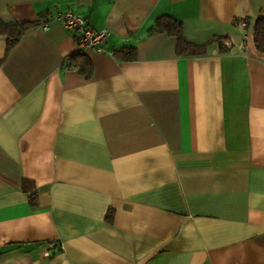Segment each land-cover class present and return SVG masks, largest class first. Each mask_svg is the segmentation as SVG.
Masks as SVG:
<instances>
[{
	"label": "crops",
	"instance_id": "0c3cea01",
	"mask_svg": "<svg viewBox=\"0 0 264 264\" xmlns=\"http://www.w3.org/2000/svg\"><path fill=\"white\" fill-rule=\"evenodd\" d=\"M67 10L106 31L97 50ZM162 16L204 52L151 32ZM257 19L264 0H0L33 23L0 34V264H264Z\"/></svg>",
	"mask_w": 264,
	"mask_h": 264
},
{
	"label": "trees",
	"instance_id": "16d2710c",
	"mask_svg": "<svg viewBox=\"0 0 264 264\" xmlns=\"http://www.w3.org/2000/svg\"><path fill=\"white\" fill-rule=\"evenodd\" d=\"M33 26V23H19V22H4L0 20V34L8 37L7 48L13 46L18 38L25 30ZM151 32H167L177 38L176 51L178 54H194L204 52L205 45H195L184 40L182 35L181 23L173 18L162 16L156 20V23ZM224 37H215L214 40L218 42L221 50H226V46L222 44ZM253 40L257 49L264 50V20L257 19L253 31ZM135 46H123L119 50L113 52L115 58L119 61H131L136 59ZM82 60L77 65L78 71L88 78L91 73V64L88 59L82 55H78ZM29 201L34 204V194L30 195Z\"/></svg>",
	"mask_w": 264,
	"mask_h": 264
},
{
	"label": "built area",
	"instance_id": "2783aa9c",
	"mask_svg": "<svg viewBox=\"0 0 264 264\" xmlns=\"http://www.w3.org/2000/svg\"><path fill=\"white\" fill-rule=\"evenodd\" d=\"M51 18L59 20L66 31L73 32L80 52L97 50L106 38V31L93 30L80 15L71 10L59 12ZM48 22L49 19L44 20L41 27L47 28ZM45 255H48V252Z\"/></svg>",
	"mask_w": 264,
	"mask_h": 264
}]
</instances>
